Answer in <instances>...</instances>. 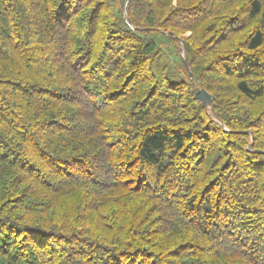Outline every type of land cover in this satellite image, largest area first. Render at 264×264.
Here are the masks:
<instances>
[{
    "label": "trees",
    "instance_id": "16d2710c",
    "mask_svg": "<svg viewBox=\"0 0 264 264\" xmlns=\"http://www.w3.org/2000/svg\"><path fill=\"white\" fill-rule=\"evenodd\" d=\"M0 264H264V0H0Z\"/></svg>",
    "mask_w": 264,
    "mask_h": 264
},
{
    "label": "water",
    "instance_id": "95a60500",
    "mask_svg": "<svg viewBox=\"0 0 264 264\" xmlns=\"http://www.w3.org/2000/svg\"><path fill=\"white\" fill-rule=\"evenodd\" d=\"M178 39L180 42H183L181 38H178ZM183 63L185 65L186 69L188 70L189 76H191V72L189 70V67L187 65L185 58H183ZM195 95H196L197 100L200 102V104L204 107V109L208 113V115L212 119L218 121L222 125L223 123L218 120V116L214 112L211 95L206 90H202L198 87H195Z\"/></svg>",
    "mask_w": 264,
    "mask_h": 264
},
{
    "label": "rangeland",
    "instance_id": "374dc122",
    "mask_svg": "<svg viewBox=\"0 0 264 264\" xmlns=\"http://www.w3.org/2000/svg\"><path fill=\"white\" fill-rule=\"evenodd\" d=\"M188 35V34H187Z\"/></svg>",
    "mask_w": 264,
    "mask_h": 264
}]
</instances>
